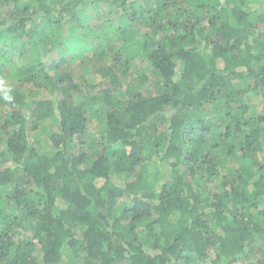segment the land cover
<instances>
[{"label": "trees", "instance_id": "trees-1", "mask_svg": "<svg viewBox=\"0 0 264 264\" xmlns=\"http://www.w3.org/2000/svg\"><path fill=\"white\" fill-rule=\"evenodd\" d=\"M0 79V264H264V0H0Z\"/></svg>", "mask_w": 264, "mask_h": 264}, {"label": "clouds", "instance_id": "clouds-1", "mask_svg": "<svg viewBox=\"0 0 264 264\" xmlns=\"http://www.w3.org/2000/svg\"><path fill=\"white\" fill-rule=\"evenodd\" d=\"M0 100L8 104H11L14 100L11 87L2 79H0Z\"/></svg>", "mask_w": 264, "mask_h": 264}, {"label": "rangeland", "instance_id": "rangeland-1", "mask_svg": "<svg viewBox=\"0 0 264 264\" xmlns=\"http://www.w3.org/2000/svg\"><path fill=\"white\" fill-rule=\"evenodd\" d=\"M88 130H89V132L92 133V134L96 133V129H95L94 123H92V124L89 126V129H88ZM112 181L116 183V182L118 181V179H116L115 177H113V178H112Z\"/></svg>", "mask_w": 264, "mask_h": 264}]
</instances>
